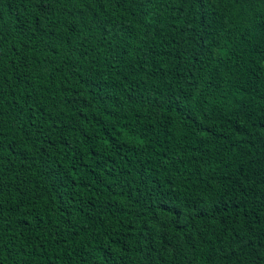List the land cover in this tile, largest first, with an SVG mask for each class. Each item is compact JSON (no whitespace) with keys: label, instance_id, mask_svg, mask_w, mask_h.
Masks as SVG:
<instances>
[{"label":"trees","instance_id":"trees-1","mask_svg":"<svg viewBox=\"0 0 264 264\" xmlns=\"http://www.w3.org/2000/svg\"><path fill=\"white\" fill-rule=\"evenodd\" d=\"M0 264H264V0H0Z\"/></svg>","mask_w":264,"mask_h":264}]
</instances>
